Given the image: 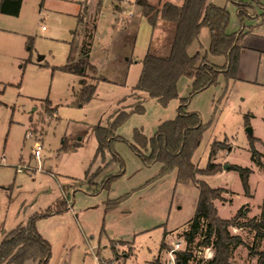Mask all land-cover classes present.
Listing matches in <instances>:
<instances>
[{
  "label": "rangeland",
  "instance_id": "374dc122",
  "mask_svg": "<svg viewBox=\"0 0 264 264\" xmlns=\"http://www.w3.org/2000/svg\"><path fill=\"white\" fill-rule=\"evenodd\" d=\"M182 1L147 0L155 7ZM207 1L229 11L228 32L242 29L249 33L244 45L252 48H242L246 51L242 78L219 74L215 84L190 95L191 81L181 76L177 97L166 105L144 92L130 95L147 50L169 51L164 40L169 32L160 28V19L153 28L141 7L132 9L129 23L120 8L113 14V0H103L97 18L94 3L88 15L81 12V21L76 16L79 6L73 0H22L16 15L0 13V242L4 234L66 196V211L36 221L37 230L51 245L48 264H110L113 259L118 264H165L175 243L180 242L176 251L185 250L184 233L189 230L198 198L196 185L192 181L177 183L175 170L159 176L161 163H144L131 143L135 128L151 137L161 122L177 115L180 98L187 97V110L197 112L207 125L191 160L199 169L209 161L220 165L219 172L197 173L196 178L227 190L222 194L224 200H214L217 214L228 219L243 208L247 218L261 217L264 53L257 52L254 45L264 41L260 13L264 0H241L251 4L250 16L242 21L233 0ZM116 18L120 21L115 28ZM93 19L96 30L90 39L89 61L96 71L89 70L86 81L96 76L102 79L96 82L91 97L77 101L79 76L60 66L69 53L78 57L82 42L87 40L83 34L92 32ZM209 44V30L203 26L187 54L199 53L212 64H225V56L211 54ZM136 97L143 101V113H132L117 128L116 134L123 139L113 142L112 151L104 148L97 153L95 127L106 125L121 106L130 110ZM46 98L54 112L45 106ZM249 137L260 154V164L251 157ZM35 141L42 146L39 159L32 154ZM214 141L215 154L210 156ZM143 152L148 154V150ZM233 164L251 169L249 195L238 172L230 169ZM223 165L229 168L223 169ZM18 166L26 168L18 172ZM111 175L117 176L110 187L100 188L101 180ZM94 188L98 190L92 192ZM229 230L244 241L231 249L229 264H257L258 252L264 251V236L247 227ZM202 240L198 236L192 243L189 264H205L213 257L211 246L197 245ZM162 241L165 246L160 249ZM22 264L37 263L25 260Z\"/></svg>",
  "mask_w": 264,
  "mask_h": 264
},
{
  "label": "trees",
  "instance_id": "16d2710c",
  "mask_svg": "<svg viewBox=\"0 0 264 264\" xmlns=\"http://www.w3.org/2000/svg\"><path fill=\"white\" fill-rule=\"evenodd\" d=\"M21 1L0 0V13L16 15L19 12ZM233 1L237 6L241 21L244 17L250 16V2ZM136 3L142 7L143 15L153 28L156 27L158 19L166 25L167 28L164 26V29L169 32V35L164 40L169 44V51L159 53L147 50L141 60L140 76L130 95L135 96L138 92H144L159 104L166 105L171 99L177 97V82L181 76H185L191 81L190 95L215 84L219 74L224 75L225 78H236L239 54L243 48L241 41L245 33L242 29L232 33L227 31L229 11L226 7L207 0H183L181 4L164 2L160 7L150 5L147 0H137ZM261 15H264V9ZM203 26L209 30V52L213 55H223L226 58V62L222 66L212 64L206 57H200L199 53L187 54L188 46L197 39ZM85 37L87 40L82 42L78 57L75 59L69 53L66 63L60 66L61 70L79 76L80 88L77 101L91 97L95 91L96 82L102 79V77L96 76L92 77L91 81H86L88 71L95 70V67L89 61L92 34L87 33ZM136 98V103L131 106L130 110L121 106L110 116L106 125L98 124L95 127L98 141L97 153L102 152L104 148L112 151L113 142L123 139L116 134L117 128L132 113H143V101L139 97ZM188 99L189 97L180 98L177 115L173 119L161 122L151 137H147L141 128H135L133 130L134 143H131V148L144 163L160 162L159 176L175 170L177 183L192 181L198 189L195 212L189 221V230L184 233L187 246L185 250L175 252L176 264H189L193 259L191 245L198 236L203 240L197 242V245L211 246L214 249L213 257L205 264H229L231 249L244 244L243 239L239 235L231 234L229 228L247 227L264 236V210H262L260 218H247L243 208H239L228 219L221 218L217 214L214 200H224L222 194L227 190L223 187H210L204 180L196 178L197 173L211 175L219 172L220 165L209 161L205 168L199 169L191 160L207 125L201 122L197 112L187 110ZM44 104L48 108L51 102L46 98ZM48 109L52 112L55 111L53 107ZM249 140L251 157L260 164V154L253 146V137H249ZM216 143L217 141H214L211 144L210 156L215 154ZM143 150H148V154H145ZM112 153L116 158V154ZM230 169L238 172L244 192L249 195L248 178L251 169L236 164L231 165ZM116 176L105 177L98 186L109 188ZM97 190L94 188L92 192ZM116 201L118 199L109 202L107 208L112 207ZM262 206L264 207V200ZM67 209L68 197L64 196L53 207L31 216L25 225L19 224L4 234L0 242V264H22L25 260L48 264L51 245L37 230L36 221L39 218L61 214ZM164 246L162 241L160 249ZM257 264H264V251L258 252Z\"/></svg>",
  "mask_w": 264,
  "mask_h": 264
},
{
  "label": "crops",
  "instance_id": "0c3cea01",
  "mask_svg": "<svg viewBox=\"0 0 264 264\" xmlns=\"http://www.w3.org/2000/svg\"><path fill=\"white\" fill-rule=\"evenodd\" d=\"M75 2V1H74ZM77 3V2H76ZM94 3H96L97 4V6H98V10H97V14H96V18H97V15H98V13L101 11V8H102V4H103V0H89L88 2H85V4L84 5H81V4H79V3H77L78 4V9H77V14H76V16L79 18V21H81V19H82V15H81V12L82 11H84L83 13H85L86 15H88L89 14V12L90 11H92V9H93V7H94ZM112 3V2H111ZM141 7L139 4H137L136 2H131V3H125V4H122V5H119V4H113L112 3V11L114 12L113 14L114 15H116L115 13L117 12V11H119V8H120V10L123 12V14H124V17H128V21H127V23H129L130 21H131V11H132V9L133 8H135V7ZM82 7V8H81ZM125 8V9H124ZM141 9H142V7H141ZM262 12V11H261ZM260 12V13H261ZM82 16V17H81ZM262 16V18H264V15H261ZM84 17H86V16H84ZM85 19V18H84ZM117 19V18H116ZM118 21H120V20H116V25H114L113 24V27L115 26V28H116V26L119 24V22ZM127 23H126V25H125V29H126V27H127ZM160 24V28H162V29H164V23L160 20V22H159ZM157 25V24H156ZM92 32H91V34H92V37H93V35H94V33H95V30H96V19H93V25H92ZM2 29L0 28V31H1ZM89 33V32H88ZM245 34H244V37H243V39H242V41H241V45H242V47L243 48H252V47H250V46H247V45H244V43L248 40V34L249 33H247V32H244ZM85 34H83V38L85 37L84 36ZM92 37H91V40H92ZM255 46V49H256V51L257 52H259L260 51V53H264V41H262V40H259V41H257L256 42V45H254ZM254 48V47H253ZM254 49V50H255ZM245 53H246V51L244 50V51H242L241 50V52H240V54H239V59H238V64H237V71H236V77L237 78H242V73H243V71H242V63L245 61L244 60V55H245ZM90 54V53H89ZM78 80H79V78H78ZM76 184H80V182H76ZM61 186L63 187L64 186V184H61ZM56 215H58V214H56ZM103 247L104 248H106L107 247V245H103ZM35 261V260H34ZM36 263L38 264V262L36 261Z\"/></svg>",
  "mask_w": 264,
  "mask_h": 264
},
{
  "label": "built area",
  "instance_id": "2783aa9c",
  "mask_svg": "<svg viewBox=\"0 0 264 264\" xmlns=\"http://www.w3.org/2000/svg\"><path fill=\"white\" fill-rule=\"evenodd\" d=\"M81 5H84L85 2H88L89 0H73ZM116 2V4H119V3H131V2H136L137 0H113ZM28 135H30V133L28 132ZM41 143L39 141H35L34 143V147H33V152L32 154L34 155V157L36 159H39L40 157V150H41ZM25 169L26 166L22 167V166H18L16 168V171L20 172L22 169ZM180 242H177L174 244V246L168 251V255H169V258L167 260V262L165 264H176V255H175V252L177 249H179V244ZM110 264H118V262H116L114 259L113 260H110Z\"/></svg>",
  "mask_w": 264,
  "mask_h": 264
},
{
  "label": "water",
  "instance_id": "95a60500",
  "mask_svg": "<svg viewBox=\"0 0 264 264\" xmlns=\"http://www.w3.org/2000/svg\"><path fill=\"white\" fill-rule=\"evenodd\" d=\"M42 57H40L39 59H41ZM246 130H247V132H248V134L250 135V134H252V129H251V127H247L246 128ZM227 168H229V165H223V169H227Z\"/></svg>",
  "mask_w": 264,
  "mask_h": 264
},
{
  "label": "clouds",
  "instance_id": "9594fccd",
  "mask_svg": "<svg viewBox=\"0 0 264 264\" xmlns=\"http://www.w3.org/2000/svg\"><path fill=\"white\" fill-rule=\"evenodd\" d=\"M209 255H211V254H209Z\"/></svg>",
  "mask_w": 264,
  "mask_h": 264
}]
</instances>
